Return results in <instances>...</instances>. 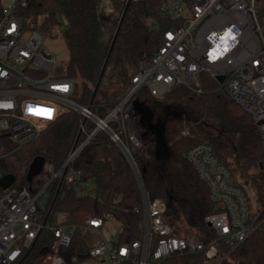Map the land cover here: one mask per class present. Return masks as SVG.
Listing matches in <instances>:
<instances>
[{
	"label": "built area",
	"instance_id": "built-area-1",
	"mask_svg": "<svg viewBox=\"0 0 264 264\" xmlns=\"http://www.w3.org/2000/svg\"><path fill=\"white\" fill-rule=\"evenodd\" d=\"M27 3L28 0H12L0 7V140L13 137L17 143L13 150L18 149L40 136L64 113L76 112L81 140L53 178L60 176L68 183L75 182L81 171L71 163L103 132L128 159L142 191V204L135 209L143 215L142 238L120 244L117 239L101 235L83 261L117 264L134 258L137 264H152L175 254L197 251H205L212 259L218 256L216 240L234 248L255 231L264 233V215L251 212L249 196L205 142L189 149L186 158L209 185L217 211L206 216L205 221L215 229L217 239L207 245L176 233L166 218V201L152 198L146 191L130 145H140L133 107V97L139 90L147 89L158 100L177 85L202 93L205 76L218 80L223 75V81L218 80L220 88L256 122L264 121V0L261 4L258 0H162L160 9L172 24L154 54L137 60L131 89L113 106L104 102L83 104L74 97L77 78L59 72L58 59L44 45L46 35L28 28L18 14V7ZM100 108H106V114ZM259 132L264 151V122ZM6 133L9 135L2 137ZM183 134L189 135V130ZM9 153L0 145V159ZM261 165L264 168V158ZM3 176L0 168V179ZM50 181L34 190L0 185V264L16 263L45 230L53 231L55 240L41 248L39 264L83 262L73 256L69 263L62 253L77 226H54L42 218ZM111 220L114 214L107 212L87 218L82 228L102 234L104 225Z\"/></svg>",
	"mask_w": 264,
	"mask_h": 264
},
{
	"label": "trees",
	"instance_id": "trees-1",
	"mask_svg": "<svg viewBox=\"0 0 264 264\" xmlns=\"http://www.w3.org/2000/svg\"><path fill=\"white\" fill-rule=\"evenodd\" d=\"M105 1L28 0L26 6L18 7V14L28 28L50 37L61 35L64 38L69 60L59 64V72L77 78L74 97L83 104L104 102L113 106L127 94L132 87L137 60L154 54L165 30L172 24L160 9L162 0H131L128 7V0H108L112 11L107 15L101 12ZM2 3L0 0V7ZM63 20L66 25H63ZM107 78L118 85V89L112 99L104 101L99 94ZM97 85L98 91L93 98ZM220 85L217 79L205 76L202 93L177 85L164 97L171 103L166 106L163 128L168 148L162 151H166V155H170L179 166L183 177L161 192V198L167 203L166 218L176 233L207 245L217 239V234L205 217L216 212L217 208L210 198L208 183L199 177L186 158L187 151L198 143L205 142L212 147L218 160L230 170L233 181L248 196L246 184L256 189L261 204L258 213L264 215V168L261 167L264 151L259 125ZM136 95L154 98L147 89L139 90ZM99 111L106 114V108ZM185 129L189 130V135L183 134ZM135 132L140 145H130L145 183L146 178L160 173L161 163L157 161L156 154L162 151L157 149L155 132L142 125L138 115ZM41 135L45 136V141L32 153V157L41 156L44 164L51 166L53 173L48 180L36 184V176L29 179L2 161L0 168L4 175H16L14 186L19 188L34 190L51 180L47 186V208L42 212V218L54 226L62 223L77 226L71 243L62 248L69 263L73 256L80 261L89 257L92 244L87 231L82 228L89 217L111 212L114 220L123 225L117 237L120 244H131L141 239L143 215L135 209L142 204V191L137 175L122 150L111 143L105 133L99 132L71 163L81 174L75 182L68 183L60 176H53L81 140L79 115L76 112L64 113ZM123 136L126 138L125 133ZM44 171L43 168L41 173ZM90 185L92 190H88ZM145 189L151 197L146 183ZM54 240L53 231H43L36 243L14 264H39V251ZM215 243L218 246L215 258H208L205 251H197L175 254L152 264H264V233L259 230L234 248L221 240ZM225 254L227 257L218 262ZM117 264L137 263L130 258Z\"/></svg>",
	"mask_w": 264,
	"mask_h": 264
},
{
	"label": "rangeland",
	"instance_id": "rangeland-1",
	"mask_svg": "<svg viewBox=\"0 0 264 264\" xmlns=\"http://www.w3.org/2000/svg\"><path fill=\"white\" fill-rule=\"evenodd\" d=\"M12 0H3L5 3H10ZM262 0H258V4H261ZM110 3L105 1L102 5V14L111 13ZM63 25H66L65 20H63ZM44 45L47 50L54 55L59 63H66L69 60V50L67 43L61 35L56 37H50L46 35L44 40ZM118 89V85L113 84L109 78L106 79L102 86V92L99 94V98L108 101L112 99L115 91ZM109 97V98H107ZM169 102L166 98L157 100L156 98L140 97L135 95L133 97V107L135 113L142 119L143 124L146 125L147 129L155 132L157 139V149L161 151L167 147L166 141L164 139V114L166 112V106ZM45 141V136L41 135L25 145L19 147L18 149L13 148L17 145L16 140L12 138H4L0 140V145H2L6 151H11L7 157L1 158L0 161L3 163L11 165L19 174H24L27 178L36 176L37 183L42 184L43 181L48 180L52 176L51 166L44 164L41 156L32 157V153L38 149ZM166 151H157L156 159L161 165L160 173L151 178H146V186L149 190L151 197H163L161 192L169 188L170 185L174 184V181H180L183 179L180 174L179 166L173 161L170 155H166ZM44 168V173H41V169ZM36 182V181H35ZM178 188V187H177ZM92 189V185L89 186L88 190ZM247 192L250 196L251 212L253 214H258L260 210V202L258 200V193L256 189L251 184H246ZM122 222L118 220H111L107 222L103 227L102 234H97L92 230H87V235L91 244L94 243L101 235L108 239H117V234L122 228ZM39 255V254H38ZM227 257V254L220 257V262L223 258ZM79 264H97L96 260H86Z\"/></svg>",
	"mask_w": 264,
	"mask_h": 264
},
{
	"label": "water",
	"instance_id": "water-1",
	"mask_svg": "<svg viewBox=\"0 0 264 264\" xmlns=\"http://www.w3.org/2000/svg\"><path fill=\"white\" fill-rule=\"evenodd\" d=\"M130 1H131V0H128V1H127V7L129 6ZM117 32H118V30H117ZM115 37H116V36H115ZM114 41H115V38H114V40H113V42H112V45H111L110 51H111L112 48H113ZM104 69H105V68H103V72H104ZM223 79H224V76H223V75H219V76H218V80H219L220 82H222ZM99 83H100V80H99V82H98V85H99ZM98 85H97L96 88L94 89L93 98H94L95 95L97 94V91H98ZM91 103H92V102H91ZM262 122H264V121H258L257 124L260 125ZM8 135H9V133L3 134L2 137H6V136H8ZM261 167H262V165H261ZM42 169H43V168H42ZM42 169H41V170H42ZM41 170H40V171H41ZM33 177H34V176H33ZM33 177H31L30 179H32ZM15 181H16V175H15V174H13V173L5 174V175L0 179V185H1L3 188H7V187H9L10 185L14 184Z\"/></svg>",
	"mask_w": 264,
	"mask_h": 264
},
{
	"label": "crops",
	"instance_id": "crops-1",
	"mask_svg": "<svg viewBox=\"0 0 264 264\" xmlns=\"http://www.w3.org/2000/svg\"><path fill=\"white\" fill-rule=\"evenodd\" d=\"M65 42H66V41H65ZM157 100H158V99H157ZM139 119H140L141 124L144 125L142 119H141V118H139ZM144 126H146V125H144ZM90 190H92V189H90Z\"/></svg>",
	"mask_w": 264,
	"mask_h": 264
}]
</instances>
